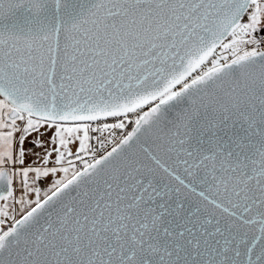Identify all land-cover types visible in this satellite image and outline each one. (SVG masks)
Listing matches in <instances>:
<instances>
[{"label":"snow or ice","instance_id":"6c2138e0","mask_svg":"<svg viewBox=\"0 0 264 264\" xmlns=\"http://www.w3.org/2000/svg\"><path fill=\"white\" fill-rule=\"evenodd\" d=\"M0 264H264V0H0Z\"/></svg>","mask_w":264,"mask_h":264}]
</instances>
